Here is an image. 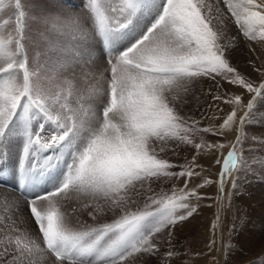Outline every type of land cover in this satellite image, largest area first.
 <instances>
[{
	"label": "snow or ice",
	"instance_id": "obj_1",
	"mask_svg": "<svg viewBox=\"0 0 264 264\" xmlns=\"http://www.w3.org/2000/svg\"><path fill=\"white\" fill-rule=\"evenodd\" d=\"M5 7L0 0V11ZM7 7H14L16 23L14 35L0 38V164L8 159V144L18 140L15 179L22 193H34L24 211L38 232L33 238L19 229L23 216L3 223L0 264H134L139 255H159L158 234L197 211L186 201L201 198L198 188L215 183L221 200L229 180L235 190L249 165L243 155L244 124L256 99L264 96V69H255L259 82L242 74L231 62V50L239 35L264 42V0H120L115 7L111 0H84L79 12L39 10L32 16L22 10L21 0H9ZM29 19L43 27L48 40L31 58L25 45ZM233 22L238 35L230 36ZM69 31L102 43L103 71L87 43L68 58L45 35ZM202 77H219L243 90L224 99L231 110L215 131L198 127L199 121L182 110L189 85ZM245 92L251 94L246 104ZM101 96L102 108L92 107L90 102ZM73 100L76 107L70 106ZM47 125L54 130L44 135ZM233 127L230 150L214 159L220 166L217 180L205 178L189 189L185 179L170 195L163 190L149 195L145 210H131L145 186L151 191L153 184L200 176L194 170L203 167L197 156H215L226 147L203 139L197 143L192 136L224 135ZM184 144L196 155L172 171L177 165L168 154ZM49 150L53 155H42ZM65 154L70 159L64 170L50 187L37 191L56 168L54 157L58 163ZM73 199L76 207H66ZM0 203L19 209L13 194L0 192ZM179 209L187 211L177 215ZM84 212L93 221L108 213L117 218L96 227H71L69 216ZM219 220L218 214L213 228Z\"/></svg>",
	"mask_w": 264,
	"mask_h": 264
},
{
	"label": "rangeland",
	"instance_id": "obj_2",
	"mask_svg": "<svg viewBox=\"0 0 264 264\" xmlns=\"http://www.w3.org/2000/svg\"><path fill=\"white\" fill-rule=\"evenodd\" d=\"M119 2L120 0H111L114 7ZM209 2L215 3L216 0H209ZM83 3L84 0H21L22 10L28 16L34 15L39 10L79 12L82 10ZM4 4L5 9L0 11V38L15 34L16 11L14 7H7L9 0H4ZM224 12L227 13V10L224 9ZM227 15L230 16V14ZM27 23L25 45L31 58L35 55V50L45 46L48 40L42 36L44 33L42 26L30 19ZM45 35L49 39L55 40L60 49H65L66 51L62 55L68 58H71L73 49L87 43L88 46L95 49L97 64L103 68L107 63V56L103 53L98 39L84 41L70 31L62 34L46 33ZM229 35H238V29L234 22L230 24ZM96 46H99V50L96 49ZM101 55L104 56L103 60L100 59ZM230 58L233 66L242 74L249 78L255 74V79L259 82L260 76L258 75L261 74L255 69H264V42L248 41L239 35L235 47L231 50ZM100 87L103 89L106 85L101 84ZM242 91L219 77L216 80L202 77L189 85V92L186 96L187 103L183 105L182 110L186 115L199 121L198 127H212L215 131L231 110V105L226 104L224 99L233 93L240 94ZM250 95L246 92L243 94L245 104L247 103L246 99L251 98ZM216 96L222 98L214 99ZM242 114V111L238 112V116ZM48 132L45 128L44 135H47ZM234 132L235 128L233 127L224 135L213 136L211 133L199 132L192 136V139L197 143L203 139L207 143L225 144L226 147L216 150L215 156L207 153L197 156V163L203 167L194 170L200 172V176H193L190 179L188 177L173 178L159 185L153 184L151 191H147V186H145V189L140 190L144 194L135 197L136 203L131 205V210H145V204H151V201L147 199L149 195L160 194L161 190L170 195L173 187L177 191L183 188L185 179L188 180L189 189L198 183L202 184L205 178L217 180L220 166L214 163V159L215 157L222 159L227 155L235 140ZM244 132L243 155L248 159L249 165L248 169L240 174L235 190L229 180L225 184V192L221 200L218 199L219 194L215 183L198 188L197 192L201 198L197 200L193 197L190 201H186L195 205L197 211L191 217L174 226L170 225L158 234L156 240L160 244L159 255H139L134 264H264V96L258 97L254 102L252 115L249 121L244 124ZM193 155H196V150L188 144L181 145L174 153L169 152L168 159L177 165L171 170L180 171L179 166L190 164ZM64 167L65 164L62 165V170ZM14 187L16 188V185ZM9 191L15 195L14 191ZM15 198L19 202L18 210L8 208L0 203V241L4 239L3 223L10 222V219H15L17 216H23L24 221L18 224L19 229L28 231L33 238L38 232L34 221L30 220L24 211L25 197L18 194ZM186 211V209H179L177 215L185 214ZM218 214L220 220L217 227L213 228V224L217 222ZM79 217L80 215L77 219L74 218V224H72V219L68 218L69 225L73 228L77 227L76 229L91 225V227H96L99 224L111 223L107 220L117 218L113 215L108 219L99 217L97 221H93L90 216H85L81 218L84 221L82 222ZM89 222L91 223L86 224ZM3 248L4 245L0 244V255L3 253ZM169 251L175 255L168 257L166 253Z\"/></svg>",
	"mask_w": 264,
	"mask_h": 264
},
{
	"label": "bare ground",
	"instance_id": "obj_3",
	"mask_svg": "<svg viewBox=\"0 0 264 264\" xmlns=\"http://www.w3.org/2000/svg\"><path fill=\"white\" fill-rule=\"evenodd\" d=\"M232 35H233V33H232ZM100 44H101V47L103 48L101 42H100ZM98 47L96 46V49H98ZM103 53H104V51H103ZM100 71H103V68L100 67ZM255 76L256 75L254 74V76H252V78H255ZM258 76H260V75H258ZM244 97H245V95H244ZM99 99H102V96L99 97V98H97V99L92 100L90 102L91 106L92 107H95L97 109L102 108V105L99 103ZM246 100L248 101V99H246ZM70 106H72V107H76L77 106L75 104V101L74 100L72 101V103H71ZM84 107H88V105H84ZM85 118H87V117H85ZM46 129L49 131L47 133V135H48V134H50L54 130V126L53 125H48V126H46ZM19 148H20V142L18 140H16V139H14L7 146L8 159L6 161H4L2 164H0V176H3L4 177L3 179H0V192L8 193V194H13V192H10L9 191V190H11V191H14L15 192L14 193L15 194L14 195L15 197H17L18 194H19L20 196H22L23 198L25 197V199H26L28 196H31L34 193L33 192H23V193L20 192L19 187H18V184H17V181L15 179V168H16V165L18 163V158L17 157H18ZM42 155L43 156L53 155V152H52V150H49L48 152L42 153ZM69 159H70V157L69 156L67 157V154H65L63 157H59L58 158L59 162L57 163V159L54 157L53 163H56L57 166H56L55 169L52 170V172L46 178L44 184L40 188H38L37 191H42V190L46 189L47 187H50L51 182L53 180H55L59 176L60 171L63 169L62 168V165L65 164ZM5 169L9 170L7 175H5V172H4ZM15 185H16V188L14 187ZM68 206H70V208L71 207H76V201H75V199H73L72 201H69L68 204H66V207H68ZM70 208H69V210H70ZM79 215H80L79 219L82 222H84V221L81 218H84L85 216H88L86 212L81 213V214H78V215H70L69 218L72 219V224H74V218L77 219ZM110 217H113V214L112 213H108L106 215L101 216V218H106V219H108ZM113 220L114 219H110V220H107V221L108 222H112ZM90 223L91 222L86 223V224H90ZM72 226H74V225H72ZM85 228H89V227L87 226Z\"/></svg>",
	"mask_w": 264,
	"mask_h": 264
}]
</instances>
